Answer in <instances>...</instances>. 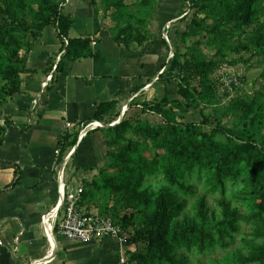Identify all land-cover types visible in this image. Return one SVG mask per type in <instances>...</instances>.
Listing matches in <instances>:
<instances>
[{
    "label": "trees",
    "instance_id": "obj_1",
    "mask_svg": "<svg viewBox=\"0 0 264 264\" xmlns=\"http://www.w3.org/2000/svg\"><path fill=\"white\" fill-rule=\"evenodd\" d=\"M180 1L181 14L176 19L184 28L177 29L174 39L169 35L174 56L159 76L165 86L177 83L179 98L166 95L143 103L137 117L127 116L116 126L98 128L107 147L106 164L85 186L79 203L87 213L93 205L100 207L99 217L111 218L125 231L133 228L127 240L132 250L135 248L129 256L131 264H182L174 253L176 249H197L205 254L216 246L227 248L235 242L240 233V214L231 205H225L226 213L211 229L205 224L178 221L186 201L181 196H194L200 182H205L209 191L223 195L229 183H244L248 186L245 204L250 216L264 221V85L255 88L250 101L234 98L226 106L215 108L220 67L264 56V0ZM170 2L90 0V5L102 27L110 31L111 39L130 51L152 39L159 7ZM64 3L0 0V114L21 92V75L30 72L29 57L43 31L54 27L62 37L68 36L74 21L63 13ZM178 40L187 45L185 53L180 51ZM204 47L214 54L207 57ZM245 53H252V58L247 60ZM231 54L237 59L231 60ZM98 56L90 37L71 39L58 71L66 62ZM112 107L111 102L100 104L93 122H105L103 116ZM210 107H214L213 115L207 114ZM194 110L201 114L200 122L187 119ZM144 114H149L148 118ZM230 115L239 120L233 128L223 125ZM5 124L0 123V147L6 140ZM206 127L210 131L204 130ZM218 136H224L225 141ZM155 181L162 185H155ZM98 199L104 204L100 205ZM130 210L134 213L128 215ZM260 238L263 242L257 252L237 258L234 264H264V235Z\"/></svg>",
    "mask_w": 264,
    "mask_h": 264
},
{
    "label": "crops",
    "instance_id": "obj_2",
    "mask_svg": "<svg viewBox=\"0 0 264 264\" xmlns=\"http://www.w3.org/2000/svg\"><path fill=\"white\" fill-rule=\"evenodd\" d=\"M176 9L173 1L163 4L154 24L158 31L143 47L128 51L102 27L90 0H70L63 9L74 21L65 37L68 45L71 39L90 37L99 56L66 62L61 72L58 65L68 45L54 27L43 31L29 57L30 72L21 75V92L3 110L7 133L0 147V264H120L121 255L132 250L128 242L81 243L54 236V250L47 261L53 246L42 217L59 202L60 172L64 182L76 188L106 164L100 127L81 135L84 127L99 122L93 120L100 104H113L103 116L109 122L119 113L120 118L137 117L142 113L139 107L154 102L153 98H179L177 91L172 92L174 84L159 81L163 66L174 54L163 35L167 23L177 25ZM176 31L169 35L173 38ZM67 136L72 138L64 141Z\"/></svg>",
    "mask_w": 264,
    "mask_h": 264
},
{
    "label": "rangeland",
    "instance_id": "obj_3",
    "mask_svg": "<svg viewBox=\"0 0 264 264\" xmlns=\"http://www.w3.org/2000/svg\"><path fill=\"white\" fill-rule=\"evenodd\" d=\"M170 1H176V17L179 16L181 14V1ZM161 7L162 5L159 7V9H161ZM174 22H176V26H173V22H169L165 26L163 38L168 45L169 43L165 39V36H169V31H174L175 29L180 30L184 28L182 21H178V18L174 20ZM152 31H158V27H155L154 25ZM177 31L174 32L176 33V35L178 34ZM177 39H180V36ZM180 41L178 40V42ZM193 42L194 40L190 41L188 45ZM179 47L182 53L186 52L187 45L180 42ZM204 48L207 57H211L214 54L212 49H209L207 47ZM173 56L174 54L171 52V57L169 60H171ZM251 56L252 53H245L243 57H246V59L248 60ZM236 57L237 55L231 54L230 59L234 60ZM251 60L252 61L248 63H228L220 67L219 71H221L222 74L225 75L224 77L228 79V84H218L217 98L219 99V102L215 108H222L226 106L230 102V100L234 98H243L247 101H250L254 95L255 88L257 89L258 87L264 85V78L262 77V74L264 73V56L257 55ZM165 69L162 70V73ZM217 82L219 83V81ZM173 84L174 87L171 89L174 90L172 92L176 93V91H178V85L177 83ZM153 100L154 102L157 101L155 98H153ZM121 109L122 111H124L125 107ZM213 109L214 107H210L207 114L213 115ZM0 118L1 125H4L5 119L3 116V112L0 114ZM122 119L123 117L120 118V113L118 114V116L116 114L113 116L114 121L112 123L108 122L106 125L101 123L102 126L100 128L105 129L107 126H116L117 124H119V122H121ZM187 119L189 121L200 122L201 114L198 111L194 110L192 113L188 114ZM212 121L214 123V120ZM238 123L239 120L237 116L233 115L227 116L223 120V125L229 128L237 126ZM204 130L210 131V128L206 127L204 128ZM218 140L225 141V137L218 136ZM97 175L98 174L92 176L91 179H82L83 186L81 187L85 189V186L90 185L92 180ZM194 181L199 182L197 179H195ZM200 183L201 184H199V187H197L196 194L194 196H181L182 199L186 201L185 208L179 216L178 221H180L182 224H205V227L207 229H211L218 221L223 218L224 214L226 213L225 205H231L232 209L237 210L240 214V218L238 220L240 226V233L236 235L235 242L227 246V248H221L220 246H216V249L214 251L206 252L205 254L199 253L197 249L193 252H187L183 249H176L174 253L177 258L182 262V264H234L237 258L250 257L254 255L263 242L260 237L264 235V221L263 219L252 218L250 216L249 208L245 204V196L248 186L244 185V183L238 185H232L229 183L227 186L226 194L223 195L219 191H209L206 187L205 182ZM154 184L157 186H161L162 182L155 181ZM98 200H100V205L104 204V201L102 202L101 199ZM94 206L95 205H93V207L89 209V212H91V214L94 213V215H98L100 207L98 206L99 208H97L96 206ZM126 213L130 215L131 213H134V211L130 210ZM122 230L127 235V238L130 237L131 232L134 231L133 228H129L130 232L125 231L124 228H122ZM134 250L128 252V255L126 256L128 260L130 253H132ZM129 264L131 263L129 262Z\"/></svg>",
    "mask_w": 264,
    "mask_h": 264
},
{
    "label": "built area",
    "instance_id": "obj_4",
    "mask_svg": "<svg viewBox=\"0 0 264 264\" xmlns=\"http://www.w3.org/2000/svg\"><path fill=\"white\" fill-rule=\"evenodd\" d=\"M70 0H65V7ZM165 39L171 45L169 36ZM63 41L68 45V40L64 37ZM230 72V71H229ZM228 72V74H229ZM221 71L218 70L216 77L220 84H228V79L224 77ZM142 108L143 107H139ZM92 124L87 125L82 129L84 131L91 129ZM97 129V128H96ZM71 155V154H70ZM61 172L58 176L59 184V202L49 212L42 217V224L46 233L47 239L50 240V234L57 238L74 240L81 243H91L93 241L114 240L122 243H127V235L122 228L115 224L110 218H101L98 215L87 213L79 208L81 196L83 194L82 187H73L68 185L63 180L64 193H61ZM62 203V205H61ZM19 238H16V242ZM0 244L2 242L0 241ZM120 264H129V260L125 255H121ZM36 264V263H35Z\"/></svg>",
    "mask_w": 264,
    "mask_h": 264
},
{
    "label": "bare ground",
    "instance_id": "obj_5",
    "mask_svg": "<svg viewBox=\"0 0 264 264\" xmlns=\"http://www.w3.org/2000/svg\"><path fill=\"white\" fill-rule=\"evenodd\" d=\"M116 123H117V121H116ZM115 123V124H116ZM114 124V125H115ZM102 125H101V123H99V122H95V123H93L92 124V127L91 128H95V127H101ZM89 132V130H87V131H84L83 132V135L84 134H87ZM61 186H62V192L64 193V184H63V175H62V173H61ZM63 193H62V196H63ZM61 205H62V203H61ZM50 237H51V243H52V246H53V248L51 249V251H50V254L48 255V258H47V261L49 260V257H50V255H51V253L53 252V250H54V245H55V240H54V238H53V235L52 234H50Z\"/></svg>",
    "mask_w": 264,
    "mask_h": 264
},
{
    "label": "water",
    "instance_id": "obj_6",
    "mask_svg": "<svg viewBox=\"0 0 264 264\" xmlns=\"http://www.w3.org/2000/svg\"><path fill=\"white\" fill-rule=\"evenodd\" d=\"M107 127H111V126H107ZM107 127H106V128H107Z\"/></svg>",
    "mask_w": 264,
    "mask_h": 264
}]
</instances>
